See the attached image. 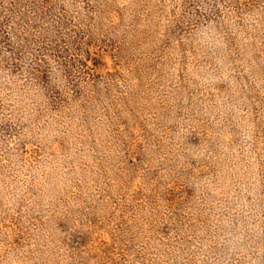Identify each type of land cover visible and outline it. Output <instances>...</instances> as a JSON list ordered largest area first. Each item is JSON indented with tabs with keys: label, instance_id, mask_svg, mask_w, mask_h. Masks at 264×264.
Listing matches in <instances>:
<instances>
[{
	"label": "rangeland",
	"instance_id": "374dc122",
	"mask_svg": "<svg viewBox=\"0 0 264 264\" xmlns=\"http://www.w3.org/2000/svg\"><path fill=\"white\" fill-rule=\"evenodd\" d=\"M0 264H264V0H0Z\"/></svg>",
	"mask_w": 264,
	"mask_h": 264
}]
</instances>
